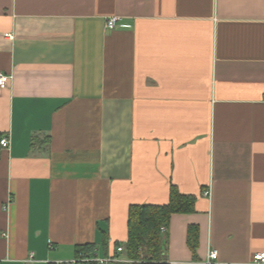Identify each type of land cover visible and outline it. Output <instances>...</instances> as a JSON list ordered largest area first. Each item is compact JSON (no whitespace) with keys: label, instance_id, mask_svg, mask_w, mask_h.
I'll list each match as a JSON object with an SVG mask.
<instances>
[{"label":"crops","instance_id":"0c3cea01","mask_svg":"<svg viewBox=\"0 0 264 264\" xmlns=\"http://www.w3.org/2000/svg\"><path fill=\"white\" fill-rule=\"evenodd\" d=\"M0 74V264L130 263L171 187L166 264L264 253V0H0Z\"/></svg>","mask_w":264,"mask_h":264},{"label":"trees","instance_id":"16d2710c","mask_svg":"<svg viewBox=\"0 0 264 264\" xmlns=\"http://www.w3.org/2000/svg\"><path fill=\"white\" fill-rule=\"evenodd\" d=\"M195 201V197L181 195L176 188L171 187L169 200L165 205L130 206L128 208L127 241L123 247H117L116 250L122 248V254L132 264H166L164 260L165 233L162 229L167 230L172 215L194 213ZM196 238L197 229L189 228L188 246L193 252L196 249ZM105 245L104 240L103 248ZM94 254V246H83L78 249L76 258ZM108 256H113V254Z\"/></svg>","mask_w":264,"mask_h":264},{"label":"built area","instance_id":"2783aa9c","mask_svg":"<svg viewBox=\"0 0 264 264\" xmlns=\"http://www.w3.org/2000/svg\"><path fill=\"white\" fill-rule=\"evenodd\" d=\"M118 19L116 17L109 18L105 22V27L107 30H113L117 25ZM11 81V77L0 74V89H4L8 86V84ZM9 140L8 138H2L0 140V146L1 148L8 149L9 148ZM162 232H165L164 229H162ZM122 252V248H118L116 250V254H119ZM120 262L117 257L115 256H109L106 258H100L97 255L93 256H80L79 258L68 262L69 264H115ZM132 263V262H130ZM253 264H264V253H258L255 254L252 258ZM204 264H218L217 263V252L215 250H210L207 253V257Z\"/></svg>","mask_w":264,"mask_h":264},{"label":"water","instance_id":"95a60500","mask_svg":"<svg viewBox=\"0 0 264 264\" xmlns=\"http://www.w3.org/2000/svg\"><path fill=\"white\" fill-rule=\"evenodd\" d=\"M115 264H132V263H127V262H118V263H115Z\"/></svg>","mask_w":264,"mask_h":264},{"label":"rangeland","instance_id":"374dc122","mask_svg":"<svg viewBox=\"0 0 264 264\" xmlns=\"http://www.w3.org/2000/svg\"><path fill=\"white\" fill-rule=\"evenodd\" d=\"M67 262H69V261H67ZM130 262V261H129Z\"/></svg>","mask_w":264,"mask_h":264}]
</instances>
